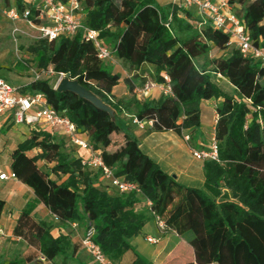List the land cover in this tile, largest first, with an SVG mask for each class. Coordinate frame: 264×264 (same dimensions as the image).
Returning a JSON list of instances; mask_svg holds the SVG:
<instances>
[{"label":"trees","instance_id":"1","mask_svg":"<svg viewBox=\"0 0 264 264\" xmlns=\"http://www.w3.org/2000/svg\"><path fill=\"white\" fill-rule=\"evenodd\" d=\"M80 2L83 25L99 32L115 56L132 68L134 78L102 61L84 29L55 40L38 38L28 51L39 69L52 67L59 78L64 74L77 80L109 105L113 114L71 91L58 90V81L54 85L48 77L34 78L19 88L23 93L42 94L49 106L67 116L101 150L105 164L117 177L136 183L139 190L120 192L102 178L100 169L83 163L76 145L48 129L32 131L19 145L11 164L17 178L35 191L63 225L93 226L95 243L115 264H149L131 241L157 216L190 244L195 256L175 257L164 264H264L262 62L244 56L231 43L230 34L208 19L173 2ZM229 3L254 44L264 47V0ZM10 4L12 0H5V6ZM15 4L22 7L19 0ZM215 49L229 52L211 57ZM215 75L225 77L232 90L217 83ZM165 76L171 79L173 95L123 99L114 93L122 80L134 91L132 81H141L143 87L149 82L161 84ZM206 100L217 101L219 160L204 161V186L198 188L178 182L144 152L124 115L131 120L133 116L153 120L146 132H187L194 141ZM117 131L122 134L121 144L115 141ZM112 147L116 151L110 164L106 151ZM35 148L42 152L32 157L26 154ZM39 159L52 167H40ZM5 205L0 199V223ZM52 228V222L38 218L32 209L21 211L14 234L27 241L32 253L4 264H88L79 257L85 250L82 243L80 248L67 235L55 237Z\"/></svg>","mask_w":264,"mask_h":264},{"label":"built area","instance_id":"2","mask_svg":"<svg viewBox=\"0 0 264 264\" xmlns=\"http://www.w3.org/2000/svg\"><path fill=\"white\" fill-rule=\"evenodd\" d=\"M2 6L5 16L13 21H24L30 27L39 31L38 38H48L55 40L60 37H68L76 34L80 29H84L86 39L91 41L98 53L99 58L105 62H112L115 57V50L110 47L99 32L83 25V14L80 0H19L22 7L15 4ZM182 8H198V14L203 19H208L212 25L231 36V43L235 44L246 57H254L264 65V47L254 44L251 34L245 29L244 23L235 12L229 0H172ZM34 17V18H32ZM168 26V23L166 24ZM19 29L15 28L14 33ZM54 76L52 67L35 71V78L42 75ZM64 76V74H61ZM60 79H62L60 77ZM154 88L160 89L165 95H173L171 79L165 76V81L161 84L147 83L145 86L136 88L135 92L139 99H144L150 95ZM11 112L18 123L44 124L46 128L55 133L61 130L65 137L78 148L86 150V155L82 156L83 163L89 167L100 169L102 178L108 181L120 192L138 191L136 183L126 181L117 177L110 167H108L101 155L100 149H95L93 145L81 135L75 123L67 116H61L56 109L49 106L42 94L23 93L18 86L12 85L5 78L0 77V112ZM218 116H216L217 121ZM132 122L140 128L153 126V120H140L136 116L132 117ZM186 141H190V135L184 136ZM218 141L214 137L208 148H196L191 146L190 151L195 159L205 161L207 159L219 160ZM17 178L14 171L10 174L0 173V179ZM152 205V202H148ZM156 221L161 230H165L166 223L163 218L157 216ZM2 233V229H0ZM95 228L88 226L82 237V246L91 255L96 264H115L104 251L95 243ZM147 240L157 244L160 239L148 236ZM44 260L45 258L42 257Z\"/></svg>","mask_w":264,"mask_h":264},{"label":"crops","instance_id":"3","mask_svg":"<svg viewBox=\"0 0 264 264\" xmlns=\"http://www.w3.org/2000/svg\"><path fill=\"white\" fill-rule=\"evenodd\" d=\"M157 1L162 5L172 2V0ZM0 3L5 6V0H0ZM191 9H194L195 15L203 19V17L198 14L197 7H192ZM219 76L228 82L225 77L222 75ZM118 86L114 88V93L117 92L116 88ZM161 93L160 89L154 88L149 97L152 95L151 98H158ZM119 96L120 95H118V97ZM216 104V100H206L202 102L201 125L198 129L197 138L194 141L190 140L188 142L185 140L184 136L188 133L180 135L174 130L146 132L147 128L151 126H147L145 129L140 128L138 125L132 123V120L127 122V124L134 125L132 132L138 138L139 146L152 157L162 169L174 176L178 182L186 186L203 188L205 181L203 170L204 161L195 159L190 151V147L193 146L199 149L209 147L216 132ZM213 113L215 114L213 116V118H215L214 123L207 133L206 119L208 120V117L213 115ZM129 118L131 119V116H129ZM40 129L47 128L44 124L18 123L15 121L11 112H0V173L6 172L10 174L13 171L11 164L16 151H18L19 145L31 137L32 131ZM55 134L59 137H65L61 130H57ZM192 142H195V145H193ZM78 150L81 156L86 155V150L82 148H78ZM41 152L40 148H35L28 150L26 154L32 157ZM188 154L192 157L191 160H188ZM37 163L44 169H50L53 165L52 163H47L44 159H39ZM196 166H199V169L196 168ZM51 177H54V174H51ZM65 178L66 176L63 177V179ZM0 199H3L6 203L0 223V229H2V233L0 232V243L10 239V244H12L13 241L25 244L21 245L20 249H16L15 252H11L9 254L10 257H4V253L1 252L0 264L7 263L16 258H23V251H26L27 248H31L27 241L14 234V227L17 219L21 211L25 209H32V213L38 218L52 222L53 236L58 237L61 234L67 235L74 243H77L80 245V248H82L81 241L86 229L85 224L74 222L63 225L60 223L56 215L38 199L35 191L19 178L0 179ZM148 236L157 237L160 241L157 244H153L147 240ZM131 242L134 249L147 260V262L150 261L153 264H164L175 257L185 255L188 256V258H195L194 251L190 244L172 229L166 228L165 230H161L156 219L148 222L144 228V232L134 237ZM5 244L8 245L9 243L5 242ZM79 257L80 259L92 258L86 250H82ZM91 263L94 264L95 262L92 261Z\"/></svg>","mask_w":264,"mask_h":264},{"label":"rangeland","instance_id":"4","mask_svg":"<svg viewBox=\"0 0 264 264\" xmlns=\"http://www.w3.org/2000/svg\"><path fill=\"white\" fill-rule=\"evenodd\" d=\"M13 2V0H12ZM3 4L0 3V77L6 78L8 82L12 85L18 86V87H24L28 85L34 78H35V71L39 70L37 67V64L33 60V56L28 51V47L30 44L34 43L38 39V36L40 35L39 31L36 29L30 27L27 23L24 21H17L13 22L9 20L2 9ZM194 10V9H193ZM18 28L19 31L14 33V29ZM232 48V46H231ZM228 51L225 52H218L213 50L211 52V57L224 55V53H228ZM204 60V57L199 58V62L201 63ZM21 65V66H20ZM109 66H111L115 71L121 72L124 76L133 77V70L132 68L124 63L123 61L119 60L116 56L114 57V60L112 62H109ZM42 78H49L52 84H56L57 81H59V76H49V75H42ZM61 78H64V76H60ZM215 80L217 83H219L223 88L231 91L232 86L226 81L221 78L219 75H215ZM150 79H148L149 81ZM134 88H140L142 86L141 81L135 80L131 83ZM57 87V85H56ZM119 96V98H133L136 96L137 93L135 90L130 89V84L126 81L122 80L119 84V86L116 88ZM152 95L149 97L151 98ZM213 115H210L208 117L207 121V133L208 130L212 128V125L214 123ZM127 122H130L131 119L129 116L124 115ZM129 128L132 130L134 128L133 124L128 125ZM187 133V132H185ZM115 141L117 144H121V138L122 134L117 131L115 134ZM209 140V139H208ZM193 145H195V142H192ZM115 151L116 148H109L106 151V157L108 158V162L111 164V161H113L115 157ZM188 160H191V156L187 155ZM196 168L199 169V166H196ZM142 238V237H141ZM5 242H8L9 244L6 245ZM10 239L4 240L2 243H0V253H4V257H10L11 252H15L16 249H20L21 245H25L24 243H19L17 241H13L12 244H10ZM24 252V256L27 254L32 253L31 248H27ZM13 255V254H12ZM9 261V260H6ZM85 261L88 264H92L93 261L92 258H85ZM149 264H153L152 262L148 261ZM44 264V262H42Z\"/></svg>","mask_w":264,"mask_h":264},{"label":"water","instance_id":"5","mask_svg":"<svg viewBox=\"0 0 264 264\" xmlns=\"http://www.w3.org/2000/svg\"><path fill=\"white\" fill-rule=\"evenodd\" d=\"M56 88L60 91H71L79 97L90 101L96 107L109 112L111 115L113 114V109L109 105L103 102L95 93L81 85L75 79L59 78Z\"/></svg>","mask_w":264,"mask_h":264}]
</instances>
